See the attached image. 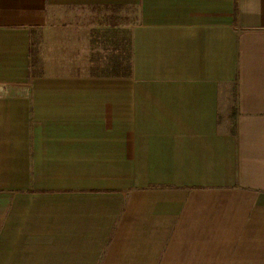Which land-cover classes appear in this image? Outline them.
<instances>
[{
  "label": "crops",
  "instance_id": "crops-1",
  "mask_svg": "<svg viewBox=\"0 0 264 264\" xmlns=\"http://www.w3.org/2000/svg\"><path fill=\"white\" fill-rule=\"evenodd\" d=\"M0 264H264V0H0Z\"/></svg>",
  "mask_w": 264,
  "mask_h": 264
},
{
  "label": "rangeland",
  "instance_id": "rangeland-1",
  "mask_svg": "<svg viewBox=\"0 0 264 264\" xmlns=\"http://www.w3.org/2000/svg\"><path fill=\"white\" fill-rule=\"evenodd\" d=\"M0 87L1 88H4L5 87V90L7 91V88H6V85L5 84H0ZM5 93H7V92H5ZM5 93H0V94H5Z\"/></svg>",
  "mask_w": 264,
  "mask_h": 264
},
{
  "label": "built area",
  "instance_id": "built-area-1",
  "mask_svg": "<svg viewBox=\"0 0 264 264\" xmlns=\"http://www.w3.org/2000/svg\"><path fill=\"white\" fill-rule=\"evenodd\" d=\"M5 92H7V91L5 90V87H4V88H1V87H0V93H5Z\"/></svg>",
  "mask_w": 264,
  "mask_h": 264
}]
</instances>
